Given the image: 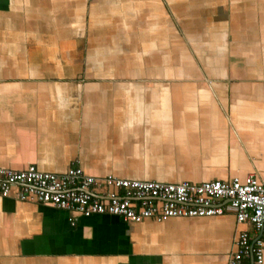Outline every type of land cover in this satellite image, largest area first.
<instances>
[{
	"label": "crops",
	"instance_id": "obj_1",
	"mask_svg": "<svg viewBox=\"0 0 264 264\" xmlns=\"http://www.w3.org/2000/svg\"><path fill=\"white\" fill-rule=\"evenodd\" d=\"M74 159L96 177L264 180V0H0V166ZM71 214L0 196V264H226L240 227Z\"/></svg>",
	"mask_w": 264,
	"mask_h": 264
},
{
	"label": "built area",
	"instance_id": "obj_2",
	"mask_svg": "<svg viewBox=\"0 0 264 264\" xmlns=\"http://www.w3.org/2000/svg\"><path fill=\"white\" fill-rule=\"evenodd\" d=\"M0 196L68 211L72 225L77 221L75 214H108L139 223L231 213L240 227L226 264H264V180L254 173L243 180L169 183L92 176L74 159L62 173L42 171L33 164L22 169L0 166Z\"/></svg>",
	"mask_w": 264,
	"mask_h": 264
},
{
	"label": "rangeland",
	"instance_id": "obj_3",
	"mask_svg": "<svg viewBox=\"0 0 264 264\" xmlns=\"http://www.w3.org/2000/svg\"><path fill=\"white\" fill-rule=\"evenodd\" d=\"M124 164V163H123ZM131 164V163H130ZM135 166H137V163H133L132 164V167H135Z\"/></svg>",
	"mask_w": 264,
	"mask_h": 264
}]
</instances>
